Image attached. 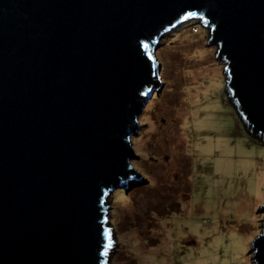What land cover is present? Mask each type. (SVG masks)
<instances>
[{
	"label": "water",
	"instance_id": "obj_1",
	"mask_svg": "<svg viewBox=\"0 0 264 264\" xmlns=\"http://www.w3.org/2000/svg\"><path fill=\"white\" fill-rule=\"evenodd\" d=\"M192 20L264 143V0H0V264H107L112 192L147 181L132 137L156 46ZM250 253L264 264V228Z\"/></svg>",
	"mask_w": 264,
	"mask_h": 264
},
{
	"label": "rangeland",
	"instance_id": "obj_2",
	"mask_svg": "<svg viewBox=\"0 0 264 264\" xmlns=\"http://www.w3.org/2000/svg\"><path fill=\"white\" fill-rule=\"evenodd\" d=\"M207 41L192 20L156 46L164 83L132 137L131 163L147 181L112 192L107 264H255L264 143L247 133L224 91L218 45Z\"/></svg>",
	"mask_w": 264,
	"mask_h": 264
}]
</instances>
